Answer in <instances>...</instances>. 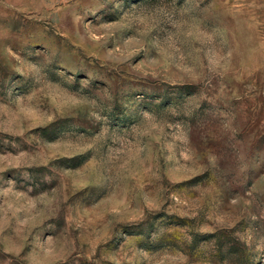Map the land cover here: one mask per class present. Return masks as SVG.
I'll return each instance as SVG.
<instances>
[{
	"label": "rangeland",
	"instance_id": "1",
	"mask_svg": "<svg viewBox=\"0 0 264 264\" xmlns=\"http://www.w3.org/2000/svg\"><path fill=\"white\" fill-rule=\"evenodd\" d=\"M0 264H264V0H0Z\"/></svg>",
	"mask_w": 264,
	"mask_h": 264
}]
</instances>
